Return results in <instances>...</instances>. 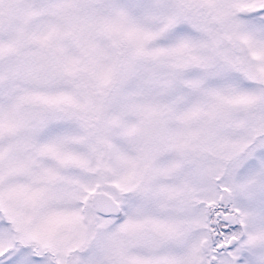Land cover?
Instances as JSON below:
<instances>
[{
	"label": "snow or ice",
	"instance_id": "1",
	"mask_svg": "<svg viewBox=\"0 0 264 264\" xmlns=\"http://www.w3.org/2000/svg\"><path fill=\"white\" fill-rule=\"evenodd\" d=\"M0 264H264V0H0Z\"/></svg>",
	"mask_w": 264,
	"mask_h": 264
}]
</instances>
